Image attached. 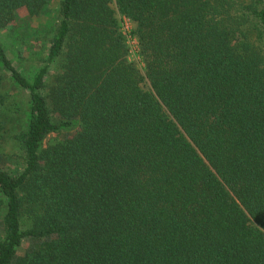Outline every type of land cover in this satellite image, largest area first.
<instances>
[{
    "label": "trees",
    "instance_id": "trees-1",
    "mask_svg": "<svg viewBox=\"0 0 264 264\" xmlns=\"http://www.w3.org/2000/svg\"><path fill=\"white\" fill-rule=\"evenodd\" d=\"M50 2L0 0V33ZM60 14L32 78L0 41V264H264V0H62ZM7 83L30 104L15 174Z\"/></svg>",
    "mask_w": 264,
    "mask_h": 264
},
{
    "label": "rangeland",
    "instance_id": "rangeland-1",
    "mask_svg": "<svg viewBox=\"0 0 264 264\" xmlns=\"http://www.w3.org/2000/svg\"><path fill=\"white\" fill-rule=\"evenodd\" d=\"M62 0H51L49 6L45 9L40 17L30 19L25 12L17 13V23L8 30L0 33V41L7 50L10 60L13 64L28 78H32L35 73L43 66L44 61L48 57L50 42H52L55 29L61 18L60 3ZM121 23V32L124 36L128 48V61L134 64L143 75H145V62L141 54L139 39L136 36V24L129 19L117 14ZM59 70L58 66H54V71ZM4 92L9 94L7 107L10 118L17 121L16 124L10 125L7 139L6 157L4 167L7 171L15 174L17 170H22L24 164L22 161V151L14 145L13 136L15 131L24 122L28 120L29 96L27 92L19 90L16 85L7 83ZM70 133L63 135L54 134L51 138H64ZM4 209L0 212V224L4 217ZM2 239V227L0 226V240ZM39 245L34 240H28L20 251L23 255L26 251L36 248Z\"/></svg>",
    "mask_w": 264,
    "mask_h": 264
}]
</instances>
